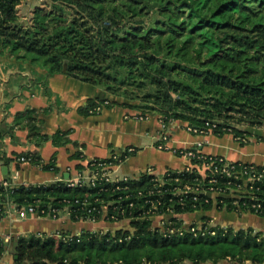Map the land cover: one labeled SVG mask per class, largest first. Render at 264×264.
I'll return each instance as SVG.
<instances>
[{
  "label": "trees",
  "instance_id": "trees-1",
  "mask_svg": "<svg viewBox=\"0 0 264 264\" xmlns=\"http://www.w3.org/2000/svg\"><path fill=\"white\" fill-rule=\"evenodd\" d=\"M22 1L0 0V54L37 63L46 70L45 76L76 74L81 81L123 98H88L78 107L80 114L88 115L91 108L108 101L106 106L135 109L137 117L154 111L164 125L181 121L183 128L191 126L206 134H232L240 145L250 135L241 129L242 122L264 126V0H42L28 24L17 15ZM37 112L28 108L14 121L26 117L36 146L47 140L56 146L66 143L65 132L40 133ZM4 128L0 125V140L11 129ZM132 153H123L122 162ZM15 156L29 158L44 171L57 170L54 157L43 163L37 151ZM1 159L4 164L12 160L3 155ZM200 161L192 159V163ZM20 163L16 160V168ZM75 168L82 171L84 166ZM212 175L211 169L201 174L193 167L169 168L161 176L141 173L95 187H68L63 181L15 186L0 182V215L4 204L62 209L65 200L74 221L124 219L130 226L113 232H31L7 241L0 237V256L11 245L17 264H180L185 260L199 264L222 259L264 264L262 231L209 226L206 216L201 229L208 231L203 235L182 229L179 216L185 213L213 208L237 213L231 197L182 191L186 183L204 188ZM214 177L219 185L226 181L222 175ZM251 186L256 200L245 202L259 203L263 211L257 216L264 217V177ZM103 204L106 213L97 212ZM93 207V213L84 212ZM152 215L168 219L158 227Z\"/></svg>",
  "mask_w": 264,
  "mask_h": 264
},
{
  "label": "crops",
  "instance_id": "crops-1",
  "mask_svg": "<svg viewBox=\"0 0 264 264\" xmlns=\"http://www.w3.org/2000/svg\"><path fill=\"white\" fill-rule=\"evenodd\" d=\"M46 70L28 62L18 60L6 52L0 54V125L9 129L0 140V182L6 181L10 186L29 183H50L67 179L76 174V165H85L92 158H107L111 153L122 151L127 147L134 152L116 167L118 175L138 176L147 167H152L155 175L161 176L167 169H182L188 164L185 157L174 154L171 150L156 148L155 139L160 131L156 116L137 119L135 109L112 105L99 113L82 115L77 109L84 106L88 98H108L106 92L72 75L63 73L45 76ZM44 86L51 93L45 95ZM28 108L37 109L36 125L40 133L48 136L57 131L65 132L63 139L67 142L56 146L51 140L40 146L34 144L35 137L30 136L27 119L14 121L17 113ZM133 114L134 120L127 119ZM175 125V124H174ZM178 126V127H177ZM248 142L244 145L232 134L217 136L213 133L194 135L177 124L171 129L166 142L169 148H193L200 143L204 154L226 157L232 161H243L264 165V129H248ZM37 151L43 163L54 157L56 171H44L39 165L28 161L16 168L15 154ZM10 160L4 164L1 156ZM208 217L209 226L231 227L234 230L251 227L264 233V217L252 213H235L225 209L194 211L180 215L184 225L195 223L201 225L202 217ZM160 218L152 220L159 224ZM130 229L128 220L117 221H74L68 215L60 219L42 216H29L19 219L12 206L5 207L0 216V236L10 239L27 233H54L60 230L77 234L82 230L115 231ZM10 246L0 256V264H17L10 254ZM22 264H27L26 262ZM180 264H193L185 260ZM199 264H232L229 259L216 263L210 261ZM240 264H255L246 260Z\"/></svg>",
  "mask_w": 264,
  "mask_h": 264
},
{
  "label": "built area",
  "instance_id": "built-area-1",
  "mask_svg": "<svg viewBox=\"0 0 264 264\" xmlns=\"http://www.w3.org/2000/svg\"><path fill=\"white\" fill-rule=\"evenodd\" d=\"M108 101H103L101 105H97L96 107H93L89 110L90 113L92 112H99L103 108V106L107 105ZM137 119H145L140 116H136ZM172 124V123H171ZM186 131H188L191 134L194 135H202L206 134L197 128L186 126L184 128ZM171 134V130H168V125H164L160 123V131L156 136L155 139V145L156 148L160 150H171L174 154L178 156L185 157L188 160V164L183 167L186 169L195 167L197 171L201 174H204L206 170L211 169L212 176L208 178V181L206 183V186L204 188L193 187L190 184H183L182 191L188 192L192 194H197L198 192H202L206 194L207 196H227L231 197L232 201L231 203L235 205L237 213H252L254 215H257L258 213L262 212L263 209L261 208L260 204L257 202H253L250 205L245 202V200L254 201L256 200V197L251 194L252 189V182L257 181L264 177V165H257L254 163L249 162H243V161H232L227 159L223 156H217V155H210V154H204L200 151L199 147L201 146L200 143H197L192 149L191 148H169L166 145V142L168 141ZM244 140V139H243ZM134 152V148L127 147L119 152L111 153L107 158H104V160L92 158L86 162L84 165V168L82 171H76V174L72 177H69L67 179H62L59 181H63L68 187H82V186H90L95 187L96 185L100 184L101 182H111V183H117L120 181H127L129 179L134 178V176H127V175H118L116 173V167L122 163V154L127 153L130 154ZM196 158L198 160H201L200 163H192V159ZM19 162H25L28 161L29 158L19 157L16 159ZM182 168V169H183ZM143 174H154L152 167H147L143 172ZM216 175H222V177H226V181L223 185H219L217 179L214 177ZM231 179L233 181H231ZM2 184L4 186H7L8 184L6 181H3ZM153 192V191H151ZM140 195L141 192H138ZM243 200L242 202H240ZM67 204L62 209L54 208L51 206L47 207H41L38 204H27L22 205L20 207H15L11 204H4L3 208L12 206L13 209H15L17 217L19 219H26L29 216H42L47 217L50 219H60L63 215H68V205L70 204L69 201H65ZM77 203L78 200H75ZM81 203L82 205L87 204L85 200ZM131 205V204H130ZM107 205L103 204L99 207L97 212H104L106 213ZM96 211V208H90L87 210H84L86 214H90ZM151 211H147L146 213H149ZM4 212L1 213L0 216L3 215ZM150 218H160L158 227H162L165 223V221L168 219V216L166 215H152L149 216ZM111 218H114L113 215ZM115 219V218H114ZM96 222L95 220H87ZM182 229L189 230L190 232L197 234L198 232H201L203 235L205 232L208 231V227H204L201 229V225L197 226H191V225H184L182 223ZM213 234V231L210 232ZM1 237V236H0ZM4 240H9V236L2 237ZM143 264H149V263H143Z\"/></svg>",
  "mask_w": 264,
  "mask_h": 264
},
{
  "label": "rangeland",
  "instance_id": "rangeland-1",
  "mask_svg": "<svg viewBox=\"0 0 264 264\" xmlns=\"http://www.w3.org/2000/svg\"><path fill=\"white\" fill-rule=\"evenodd\" d=\"M42 0H23L21 2V4L18 5L17 7V15L19 16L20 20L24 23V24H28V20L32 17V11L35 7L37 6H41L42 4ZM37 63H35L34 66L38 67L36 65ZM107 95L111 98V99H116L118 101H123V98L121 97H116L114 95H111L109 93H107ZM133 103H138L136 101H134ZM108 105V104H107ZM116 105V104H115ZM111 106H103V108L101 110H103L104 108H110ZM140 110V108H137ZM141 111V110H140ZM137 111H135V113L133 114H136ZM133 114H130L129 113V116L127 119H132L134 120V117H136V115L134 117ZM158 114L154 111H149L148 112V115H147V118L150 117V116H157ZM179 122L181 121H177V122H172L173 126H176ZM160 123V121H159ZM172 124H169L168 125V130L170 131L172 129ZM175 124V125H174ZM178 127V126H177ZM241 129H244V130H248V129H264V126H259V127H249L247 124H245L244 122H242L241 124Z\"/></svg>",
  "mask_w": 264,
  "mask_h": 264
},
{
  "label": "water",
  "instance_id": "water-1",
  "mask_svg": "<svg viewBox=\"0 0 264 264\" xmlns=\"http://www.w3.org/2000/svg\"><path fill=\"white\" fill-rule=\"evenodd\" d=\"M73 77L78 78L79 76L76 74H72ZM66 179V178H65Z\"/></svg>",
  "mask_w": 264,
  "mask_h": 264
}]
</instances>
